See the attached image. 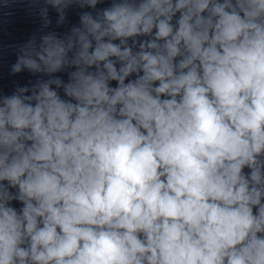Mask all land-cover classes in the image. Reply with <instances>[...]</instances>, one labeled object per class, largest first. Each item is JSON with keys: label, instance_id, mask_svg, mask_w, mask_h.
Wrapping results in <instances>:
<instances>
[{"label": "clouds", "instance_id": "1", "mask_svg": "<svg viewBox=\"0 0 264 264\" xmlns=\"http://www.w3.org/2000/svg\"><path fill=\"white\" fill-rule=\"evenodd\" d=\"M103 3L28 0L90 11L10 46L0 264H264V0Z\"/></svg>", "mask_w": 264, "mask_h": 264}]
</instances>
